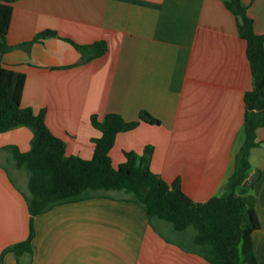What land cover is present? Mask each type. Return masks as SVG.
Returning <instances> with one entry per match:
<instances>
[{"label":"crops","instance_id":"crops-1","mask_svg":"<svg viewBox=\"0 0 264 264\" xmlns=\"http://www.w3.org/2000/svg\"><path fill=\"white\" fill-rule=\"evenodd\" d=\"M254 31L264 34V0H242ZM5 68L25 75L20 104L45 110V123L67 156L88 160L100 132L90 122L108 113L138 125L116 136L112 165L124 152L153 148L150 170L179 182L193 201L223 193L244 140V96L252 88L246 42L222 0H14ZM45 31L54 35L37 38ZM106 42V53L79 63L71 42ZM146 112L157 119H139ZM32 131L0 133V254L29 234L28 175L8 147L30 149ZM259 147L264 126L256 130ZM257 147L252 148L255 150ZM251 149V150H252ZM248 161L259 226L250 235L264 264V150ZM33 254L21 264H211L193 245L194 229L175 232L150 220L124 194L60 204L33 217ZM2 264H18L6 252Z\"/></svg>","mask_w":264,"mask_h":264},{"label":"trees","instance_id":"trees-1","mask_svg":"<svg viewBox=\"0 0 264 264\" xmlns=\"http://www.w3.org/2000/svg\"><path fill=\"white\" fill-rule=\"evenodd\" d=\"M13 1L0 0V133L21 126L32 131L28 151L8 147L17 168L28 174L30 221L28 237L6 247L0 254V264L6 252H13L18 264L25 254L31 258L34 216L56 205L108 192H123L128 200L143 207L150 220H164L175 232L194 229L192 243L211 264H255L250 235L259 223L254 212V181L248 180V156L250 150L259 145L256 130L264 126V34L255 33L253 20L242 0L222 1L237 18L238 34L246 42L252 76V88L244 96L245 140L236 156L235 171L226 181L223 193L203 203L191 200L180 189L179 182L169 184L150 170L151 146H145L141 155L126 151L125 161L117 167L112 165L110 150L116 136L134 129L138 120L126 122L117 113H108L102 120L92 115L90 122L100 132L98 138L92 139V157L85 160L65 154V142L45 123V110L35 112L21 106L25 75L3 66L2 56L11 48L6 34ZM47 35L54 33L45 31L37 38ZM71 43L81 55L79 63L98 58L107 50L103 40L86 45ZM139 119L159 124L146 112H140Z\"/></svg>","mask_w":264,"mask_h":264},{"label":"rangeland","instance_id":"rangeland-1","mask_svg":"<svg viewBox=\"0 0 264 264\" xmlns=\"http://www.w3.org/2000/svg\"><path fill=\"white\" fill-rule=\"evenodd\" d=\"M262 150H264V143H262L259 147H257L255 150L252 151L251 157H250V162L253 166L259 162L258 154H260V152L262 153ZM22 173L28 175L27 172L24 170H22ZM118 193L123 194V192H118ZM191 230H192V228H191Z\"/></svg>","mask_w":264,"mask_h":264}]
</instances>
